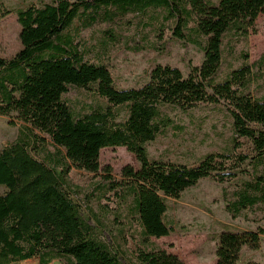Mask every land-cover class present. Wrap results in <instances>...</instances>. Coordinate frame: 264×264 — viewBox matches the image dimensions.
Wrapping results in <instances>:
<instances>
[{"label": "trees", "instance_id": "trees-1", "mask_svg": "<svg viewBox=\"0 0 264 264\" xmlns=\"http://www.w3.org/2000/svg\"><path fill=\"white\" fill-rule=\"evenodd\" d=\"M148 10L163 12L157 15L159 40L168 30L199 47L204 60L188 76L177 67L157 64L146 84L120 89L109 64L87 59L73 32L106 25L104 40H126L130 16H144ZM262 14L264 0H53L18 11L23 49L12 60L0 58V117L10 118L11 125L22 123L17 139L0 151V186L7 189L0 196V264L35 258L39 264H128L97 238L92 222L70 197L72 170L110 176L111 168L101 165V152L108 148H126L140 163L139 169H122L124 182L105 178L110 192L132 197L125 218L138 226L140 244L131 264H186L152 241L175 233L166 220L167 199L180 200L204 179L231 182L248 161L256 174L231 199L225 192L226 209L234 219L244 211L264 214V171L259 170L264 166V95L251 92L262 77L264 55L251 63L244 53L241 67L216 80L226 37L248 40L256 35ZM189 31L204 41H195ZM135 49L142 50L138 43ZM70 87L91 90L108 105L75 112L65 99ZM199 104L226 107L233 120L231 151L207 154L194 166L151 160L147 145L172 125L162 107L188 110ZM123 106L127 117L119 122ZM243 139L250 141L254 157L238 154ZM50 147L55 153L48 152ZM263 237V226L223 231L216 264H239L244 248L260 250Z\"/></svg>", "mask_w": 264, "mask_h": 264}, {"label": "rangeland", "instance_id": "rangeland-1", "mask_svg": "<svg viewBox=\"0 0 264 264\" xmlns=\"http://www.w3.org/2000/svg\"><path fill=\"white\" fill-rule=\"evenodd\" d=\"M210 1L218 3V0ZM52 2L53 0H0V58L12 60L23 49L17 12L30 6L42 7ZM158 14L163 15V12L148 10L144 16H130L133 23L128 25L125 32L126 40H104L106 25L80 33L73 32V35L81 44V50L87 59L109 64L116 86L120 89L139 88L146 84L151 70L157 64L177 67L188 76L193 68L201 66L204 53L190 40H179L168 30L165 31L164 39L159 40L158 33L155 32L158 21L161 20V17L157 19ZM257 30L258 33H252L248 40L233 34L226 37L217 82L223 81L232 70L242 66L244 53L249 54L251 63L264 55V14L257 20ZM187 34L197 42L204 41L192 31ZM136 43L142 48L139 52L135 49ZM260 73L262 77L251 88L255 97L264 95V69ZM65 99L79 113L88 112L99 105H108L91 90L76 87H70ZM127 111L126 106L118 108L119 122L126 120ZM162 112L171 119L172 125L147 145L151 160L194 166L207 154L231 151L233 120L225 106L199 104L188 110L164 106ZM16 124L10 125L5 119H0V149L8 142L11 143L19 133L20 130L15 129ZM48 150L51 154L55 153L52 147ZM238 154L248 155L250 158L255 156L249 140H242V148ZM101 165L103 168H111L110 176H106L105 171L98 174L77 170L70 172L68 178L73 186L70 197L79 206L84 218L92 222L97 238L110 244L131 264L137 245L140 244L138 226L125 218L132 197H125L122 192L119 195L110 192L106 188L108 182L105 178L111 177L109 182H114L113 184L124 182L122 169L125 166L139 169L140 163L134 154L120 147L102 150ZM243 170L231 182L220 184L213 179H204L183 193L180 200L168 198L166 220L175 227V233L166 239H152L153 243L178 255L186 264H216L217 244L223 231H246L264 227V214L258 210L244 211L237 219L227 212L225 192L228 199H231L230 195L241 183L251 180L256 174L249 161ZM259 170L264 171V166ZM60 172L58 169V173ZM1 193L3 186H0ZM249 261L264 264V237L260 250L244 248L239 264ZM20 264H39V261L35 258ZM52 264L63 262L54 261Z\"/></svg>", "mask_w": 264, "mask_h": 264}, {"label": "crops", "instance_id": "crops-1", "mask_svg": "<svg viewBox=\"0 0 264 264\" xmlns=\"http://www.w3.org/2000/svg\"><path fill=\"white\" fill-rule=\"evenodd\" d=\"M0 119H5V120L8 122V124H10V121H11L10 118H8V117H0ZM15 122L17 123L15 129H19V130H20V129H21V125H22V123H21V122H18V121H15ZM10 125H11V124H10ZM10 125H7V127H8V128H12V126H10ZM19 132H20V131H19ZM18 135H19V133H17L16 137H14V140H12L11 142L15 141V140L17 139ZM8 144H9V142L7 143V145H5L4 147H2V148L0 149V151H1L3 148L7 147ZM6 192H7V189L3 186V193H1L0 196L3 195V194H5ZM166 238H167V237H165V238H163V239H166Z\"/></svg>", "mask_w": 264, "mask_h": 264}]
</instances>
